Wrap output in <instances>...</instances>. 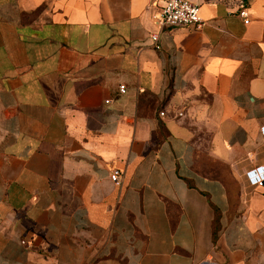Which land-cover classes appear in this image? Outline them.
<instances>
[{
	"label": "crops",
	"instance_id": "0c3cea01",
	"mask_svg": "<svg viewBox=\"0 0 264 264\" xmlns=\"http://www.w3.org/2000/svg\"><path fill=\"white\" fill-rule=\"evenodd\" d=\"M191 1L0 0V264H264V0Z\"/></svg>",
	"mask_w": 264,
	"mask_h": 264
},
{
	"label": "built area",
	"instance_id": "2783aa9c",
	"mask_svg": "<svg viewBox=\"0 0 264 264\" xmlns=\"http://www.w3.org/2000/svg\"><path fill=\"white\" fill-rule=\"evenodd\" d=\"M160 5L157 14V21L161 26H185L189 28H199L202 19L199 14V5L191 0H157ZM237 14L243 19L244 23H248L247 7L243 4L236 10ZM152 39L157 38V34L151 35ZM119 92H125V86L119 85ZM108 102V100H105ZM163 114V112H160ZM110 179L115 184L121 183V172L117 168H112L109 174ZM263 181L258 180L256 183L261 184Z\"/></svg>",
	"mask_w": 264,
	"mask_h": 264
},
{
	"label": "trees",
	"instance_id": "16d2710c",
	"mask_svg": "<svg viewBox=\"0 0 264 264\" xmlns=\"http://www.w3.org/2000/svg\"><path fill=\"white\" fill-rule=\"evenodd\" d=\"M239 1H240V3L243 4V5H247V3H248V0H239Z\"/></svg>",
	"mask_w": 264,
	"mask_h": 264
}]
</instances>
